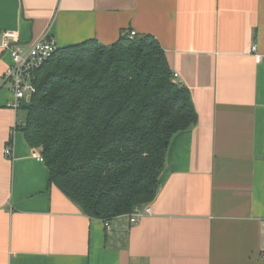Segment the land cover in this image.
<instances>
[{
	"label": "crops",
	"instance_id": "obj_1",
	"mask_svg": "<svg viewBox=\"0 0 264 264\" xmlns=\"http://www.w3.org/2000/svg\"><path fill=\"white\" fill-rule=\"evenodd\" d=\"M4 30L59 48L150 35L197 122L170 138L151 213L106 227L48 183L29 102L0 89V264H264V0H0ZM10 62L0 48V79Z\"/></svg>",
	"mask_w": 264,
	"mask_h": 264
},
{
	"label": "trees",
	"instance_id": "obj_2",
	"mask_svg": "<svg viewBox=\"0 0 264 264\" xmlns=\"http://www.w3.org/2000/svg\"><path fill=\"white\" fill-rule=\"evenodd\" d=\"M21 126L48 183L108 220L151 202L172 135L197 115L150 35L60 47L37 71Z\"/></svg>",
	"mask_w": 264,
	"mask_h": 264
},
{
	"label": "built area",
	"instance_id": "obj_3",
	"mask_svg": "<svg viewBox=\"0 0 264 264\" xmlns=\"http://www.w3.org/2000/svg\"><path fill=\"white\" fill-rule=\"evenodd\" d=\"M136 36V32L132 30L126 35L128 40H134ZM0 48L8 51L11 58L10 64H8L0 79V89L7 86L11 93L8 105L13 109H19L24 103L30 102L32 95L36 91L34 78L37 71L57 52L59 47L54 37L46 31L38 38L23 44L18 41L16 31L4 30L0 32ZM177 76V73H173L174 79ZM4 155L7 157L11 155L10 146L4 150ZM32 155L37 160L43 161L40 153L33 152ZM150 213L151 208L146 204L141 207H135L132 212L125 215L130 223H135L140 217ZM104 222L107 227L108 221L105 220Z\"/></svg>",
	"mask_w": 264,
	"mask_h": 264
},
{
	"label": "rangeland",
	"instance_id": "obj_4",
	"mask_svg": "<svg viewBox=\"0 0 264 264\" xmlns=\"http://www.w3.org/2000/svg\"><path fill=\"white\" fill-rule=\"evenodd\" d=\"M5 88H7V86H5ZM20 113L23 115L25 113L24 109L21 108Z\"/></svg>",
	"mask_w": 264,
	"mask_h": 264
}]
</instances>
